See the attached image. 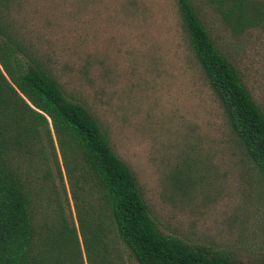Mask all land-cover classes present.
I'll use <instances>...</instances> for the list:
<instances>
[{
    "label": "rangeland",
    "instance_id": "rangeland-1",
    "mask_svg": "<svg viewBox=\"0 0 264 264\" xmlns=\"http://www.w3.org/2000/svg\"><path fill=\"white\" fill-rule=\"evenodd\" d=\"M205 23L264 111V28ZM23 16L66 96L97 119L160 230L264 257V178L231 134L175 0H28ZM71 206V202H70Z\"/></svg>",
    "mask_w": 264,
    "mask_h": 264
},
{
    "label": "trees",
    "instance_id": "trees-1",
    "mask_svg": "<svg viewBox=\"0 0 264 264\" xmlns=\"http://www.w3.org/2000/svg\"><path fill=\"white\" fill-rule=\"evenodd\" d=\"M0 0V264H264L163 233L97 119L66 96L23 12ZM231 134L264 178V111L208 30L264 28V0H175ZM71 202V206H70Z\"/></svg>",
    "mask_w": 264,
    "mask_h": 264
}]
</instances>
